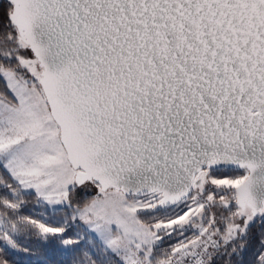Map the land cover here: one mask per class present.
I'll list each match as a JSON object with an SVG mask.
<instances>
[{
	"label": "snow or ice",
	"instance_id": "1",
	"mask_svg": "<svg viewBox=\"0 0 264 264\" xmlns=\"http://www.w3.org/2000/svg\"><path fill=\"white\" fill-rule=\"evenodd\" d=\"M0 264H264V0H0Z\"/></svg>",
	"mask_w": 264,
	"mask_h": 264
},
{
	"label": "trees",
	"instance_id": "2",
	"mask_svg": "<svg viewBox=\"0 0 264 264\" xmlns=\"http://www.w3.org/2000/svg\"><path fill=\"white\" fill-rule=\"evenodd\" d=\"M0 86H2V85H0Z\"/></svg>",
	"mask_w": 264,
	"mask_h": 264
}]
</instances>
